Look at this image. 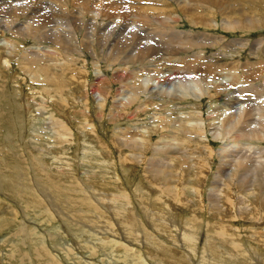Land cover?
<instances>
[{"label":"rangeland","instance_id":"374dc122","mask_svg":"<svg viewBox=\"0 0 264 264\" xmlns=\"http://www.w3.org/2000/svg\"><path fill=\"white\" fill-rule=\"evenodd\" d=\"M253 4L258 7L257 14L261 11L264 18V0L262 4L259 1ZM2 14L0 12V19H6L5 13ZM188 26L183 21L177 29L187 32L203 30L223 38L222 51L220 44H214L204 48L196 46L193 52L211 59L218 57L222 63L236 58L243 67L237 68L236 77L239 76L240 80L236 78L232 85L228 82L226 87L229 89L224 87V93L217 92L216 87L198 102H174L177 112L206 121L224 105L232 104L234 94L243 91L246 92L244 96L255 99L264 93L255 91V76H250L253 79L242 76L243 72L256 75L260 70L264 73L262 52L249 56V47L264 39V26L247 31ZM1 33L0 30V42L11 39ZM16 41L21 49L32 47L34 43L27 38ZM101 41H88L78 30L76 40L68 42L67 48L82 49L84 45L90 47L93 44L92 49L98 53ZM46 43L43 45L51 47ZM118 43L113 51L123 50ZM241 43L248 46L239 48L236 45ZM2 53L4 51L0 48V264H198L195 255L203 249L207 230L210 238L203 250L218 260L222 259L224 264H248L243 258L238 263L231 259L239 248L250 251L255 247L264 253V201L261 200L264 184L259 190L250 187L245 190L246 182L258 177V173L242 168L235 177L232 176L231 167L237 166L235 158L228 157L226 165L229 169L222 173L231 174L229 178L221 177L219 169L225 159L222 158L223 151L231 154L252 147L264 150L263 141L236 136L234 140L220 143L209 133H204L202 143L190 156L198 158L193 159L194 170L184 172L188 180L196 176L198 165L202 166L198 174L199 184L184 183L183 178L180 187L173 186L178 197H185V202H171L170 206L163 205L164 202L157 198L147 202L137 188L154 187L149 181L153 166H164L175 172V158L184 155L172 148L167 149L166 155L174 157V161H167L163 154L153 155L150 149L161 143L159 135L151 142L144 141L136 153L122 145L129 143L127 135L132 134V128H145L150 121L153 122L151 118L157 109L162 110L156 114L162 116L157 123L167 127L163 117L168 114L164 111L170 109V105L140 96V101L117 108L118 103H113L112 99L122 89V83L132 78L126 74L120 77L121 70L126 67L109 66L110 61L99 56L97 62L87 50H84V62L74 64V69L79 71L73 72L76 77L68 78V68L65 67L68 77H65L60 99L51 98L48 95L54 93L23 74L19 68L21 60ZM6 57L9 59L7 65L3 60ZM246 62L257 63L247 71ZM95 63L103 74L100 78L95 77ZM67 64L69 66V62ZM181 88L188 89L186 84ZM96 91L105 97L104 106L102 101L98 106ZM224 94L232 97L230 101ZM54 121L64 123L67 133L64 140L56 139L52 133ZM238 129L236 126L234 132ZM166 136H176L179 141L180 137H185L182 131ZM188 149V153L193 150L191 143ZM246 163L248 161H242V166ZM218 177L222 180L219 187L214 185ZM238 179L241 185H235ZM227 180L232 184L225 188ZM262 180L264 183V177ZM94 192L98 196L104 194L101 201H95ZM212 193H215L216 201L215 197L214 200L210 198ZM224 194H229V204L224 202ZM240 198L242 204H239ZM122 224H129L126 227L130 236L124 234ZM187 224L202 228L196 241H191L197 246L198 254L195 255L179 248L181 231ZM215 236L222 238L218 240ZM237 240L243 241L244 245L237 244Z\"/></svg>","mask_w":264,"mask_h":264},{"label":"bare ground","instance_id":"6f19581e","mask_svg":"<svg viewBox=\"0 0 264 264\" xmlns=\"http://www.w3.org/2000/svg\"><path fill=\"white\" fill-rule=\"evenodd\" d=\"M255 1L263 3V0H247V2L246 0H0V12L5 13L7 17L4 20L0 19V30L3 31L1 35L7 34L11 38L2 39L0 48L4 51L3 56L6 54L7 57L21 60L19 68L25 76H28L32 81L41 83V86L48 92L54 93V95L47 94L48 97L60 99L66 84L65 77H68L65 73L66 68H68V78L76 77V73L73 74V72L79 71L74 69V64L79 61L84 62L83 54L84 50H87L97 62H99V58H107V61H110L109 66L117 64L126 67L121 70L120 77L122 78L123 74H126V77L132 78V80L122 83V89L112 99L113 103H118L117 108H123L135 101H140V96L147 100L165 101L170 105V109L164 111L168 114L163 117L167 127L157 123L156 120L162 117L156 115L161 110L157 109V113L155 112L154 117L151 118L153 122L150 121L149 126H145V128H132V134L127 135L129 143L122 145L127 147L128 151L136 153L141 150L144 141L151 142L154 136L159 135L161 143L150 149L153 155L163 154L165 155L163 158L169 162L174 161V157H167V149H176L178 154L184 155V157L175 158L177 166L175 172L170 168L166 170L164 166H153L150 172L152 176L149 178V181L154 184L153 188H137V191L141 192L143 200L152 202L157 198L164 202L163 205L170 206L171 202H185V197H180V195L178 197L173 188L174 185L180 187L183 178L184 183L199 184L198 174L202 166L198 165V173L194 178L187 180L184 172L194 170L193 159L198 160V158L194 156L190 158V156L202 143L200 140L203 139L204 133H209L213 139L220 143L234 140L236 136L264 142V93L255 99L244 96L246 92L243 93V91V94L241 92L239 95L234 94L232 104H228L227 107L224 105L220 112H214L206 121L196 120L193 115L188 113L177 112L178 108L174 103L186 100L198 102L200 98L209 93L211 88L216 90L218 87L219 91L217 92L224 93L226 91L224 87L229 85L228 82L231 85L235 84L232 82L239 78V76L236 77L237 68L243 67L236 58L228 60V63H222L218 57L211 59V57H203L202 53L193 52L196 46L203 47L214 44H220V51H222L224 48L223 38L212 36L203 30L202 32L180 31L177 29L180 23L185 21L190 28L195 29L220 28L223 31L260 29L264 26V18L262 13L260 14V9L257 14L258 7L253 4ZM245 2L246 6H244ZM62 14L67 15L64 17ZM78 30L81 36L88 41L102 40L98 53L92 49L93 44L90 47L84 45L82 49L76 47L68 50L67 43L76 40ZM85 30H89V32H85ZM18 38L30 39L34 42L33 46L21 49L22 46L16 41ZM46 42L51 47L44 46L43 44ZM117 43L118 47H123V50L113 51ZM236 45L239 48L248 46L246 43ZM249 48L251 57L254 53L259 54V51L264 55V39H259ZM183 54H185L184 57ZM216 55L220 56L221 54ZM7 57L3 59L6 65L9 60ZM237 57L240 58L239 55ZM67 62H69V66ZM249 62L244 64L247 71L252 70V67L257 63L249 64ZM93 65L95 77H102L103 74L99 70L98 63ZM242 76L249 78L255 76L254 82L257 87L255 91H264V73L262 71L259 70L256 75L243 72ZM184 84L188 89L181 88ZM187 84L193 87L189 88ZM95 94L98 106L101 101L104 106L105 97L98 91ZM224 95L228 97V94ZM231 98L229 96L228 101ZM53 124L51 130L53 129L52 133L56 135V139L64 140V135H67L64 123L54 121ZM236 126L239 129L234 132ZM181 131L185 136L180 137L182 142L176 136H166L167 133L177 134ZM187 139L190 140L193 148L189 153L190 143L187 142ZM241 150L232 151L231 154L223 151L224 157L222 158L225 159L221 161L223 165L219 168L221 177L229 178L231 176V174L222 175V173L229 169V166L226 165L228 157L235 158L237 166L231 167L232 176L235 177L238 170L242 168L256 171L258 177L247 181L245 190H249V187L259 190L264 184L262 183L264 177L262 154H264V150H259L258 147ZM233 153L238 157H235ZM242 161H248V163L242 166ZM239 180L235 185H241ZM232 181H225L224 187L227 188L232 184ZM214 185L222 186V180L218 177L217 183ZM241 189L244 190V188ZM93 195L95 201H101L104 196V194L98 196L95 192ZM210 198L214 201L217 200L215 193H212ZM261 200L264 201V197ZM238 201L239 204H242L243 200L240 198ZM224 202L229 204V194H224ZM122 226L124 234L130 236V230L125 225L122 224ZM201 229L195 225H185L181 231V246L179 248L189 250L194 255L198 254L197 246L195 247L193 242L201 233ZM209 231L211 232V230ZM205 232L207 234L204 237L203 249L210 238L208 230ZM219 237L215 236L214 238L218 240L222 238ZM237 242V244L244 245L243 241L237 240ZM240 245L238 247H241ZM203 249L199 255H195L198 264H224L222 259L218 260L208 255ZM236 252L231 257L236 263L240 258H243L248 264H264V253L260 252L258 248L252 247L250 251L247 248H239ZM238 254L241 255L238 256ZM229 256L231 255L229 254Z\"/></svg>","mask_w":264,"mask_h":264}]
</instances>
